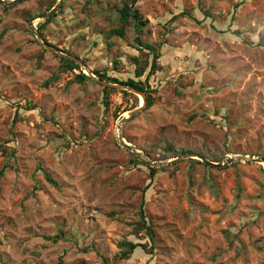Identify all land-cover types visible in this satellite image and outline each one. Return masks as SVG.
I'll list each match as a JSON object with an SVG mask.
<instances>
[{"label": "rangeland", "instance_id": "1", "mask_svg": "<svg viewBox=\"0 0 264 264\" xmlns=\"http://www.w3.org/2000/svg\"><path fill=\"white\" fill-rule=\"evenodd\" d=\"M54 1L0 0V264H264V164L182 157L264 159V0H136L148 24L124 38L134 0H63L41 37L64 54L35 34ZM136 37L163 71L123 124L143 97L94 71L134 78ZM142 206L154 243L123 259Z\"/></svg>", "mask_w": 264, "mask_h": 264}, {"label": "trees", "instance_id": "2", "mask_svg": "<svg viewBox=\"0 0 264 264\" xmlns=\"http://www.w3.org/2000/svg\"><path fill=\"white\" fill-rule=\"evenodd\" d=\"M56 3H57V0L52 2L51 9L56 5ZM118 13H119V22L121 24V27L112 29L109 32L110 38H112L113 36H119L121 38H124L126 34V30L131 26H134L138 32H141L143 27H145L148 24V21H145L143 19V16L140 13L139 9L136 8V0L132 1L131 4L126 3V2L123 3V7L119 9ZM184 15H186L185 12H182L179 15H175L171 18L170 22L173 23L177 20L178 17L184 16ZM56 16L57 15H54L53 17L46 19L44 23L41 24V26H39L38 33L41 36H43L44 27L48 25L49 23H51ZM39 17L41 16H36L34 20ZM134 41H135V44L137 45L136 46L137 50L140 53H143L144 55L147 56L146 60H140V58L134 59V65H135V72H134L135 77L134 78L124 81V80H119L117 78H111L107 74H101L100 71H97V70H95L94 73L103 81H107V82L114 83V84H119V85L125 86L127 88H131L137 92L144 94L145 99H146V107L150 108L154 104L153 95L158 93V86H154L152 84V79L157 78L159 73L163 71V66L160 63L162 55L156 49V47L152 46L151 44H147L143 42L141 38L136 37ZM61 60L63 61L64 63L63 65L65 66L67 70L81 69L80 66L74 60L70 58L61 57ZM76 79L81 84L85 83L88 80H91L82 71L80 74L76 75ZM115 91H116L115 89H112L109 87L104 88L105 105H108V93L115 92ZM124 94L126 96H129V94L126 92H124ZM131 97L138 99L135 95H131ZM167 151L170 152L172 155H174V157H179L184 154L191 153L190 151L175 149L172 145H169L167 147ZM253 156H259V155H253ZM134 161L139 164H144L148 167L150 171L149 178L151 182H153L159 171L155 168L148 166L147 164L141 162L138 159H135ZM47 179L51 184L57 186V183L53 180V178L50 175H47ZM139 216H140V220L136 223V227H137L136 231L138 232L140 230H146L148 242L146 244H135L129 241L120 243L119 247L122 250L121 257L123 259H129L131 255H133L135 251L139 248L143 249L144 251H148V248L150 247V245L152 247V243H154L156 233L152 227L151 222L147 220L146 211L144 209V206H142ZM50 239L53 240L54 242L59 241L58 236L54 238H50Z\"/></svg>", "mask_w": 264, "mask_h": 264}, {"label": "water", "instance_id": "3", "mask_svg": "<svg viewBox=\"0 0 264 264\" xmlns=\"http://www.w3.org/2000/svg\"><path fill=\"white\" fill-rule=\"evenodd\" d=\"M62 2L63 0H59L58 4L56 5L55 8H53L49 13H47L46 15L43 16L44 20L52 17L53 14H55L61 7L62 5ZM36 36L38 37V40L40 43L43 44V46H45L46 48L50 49V50H54L60 54H64L62 53L60 50H57V49H54L53 47H51L49 44L45 43L41 37V35L38 33L37 29H36ZM102 82V81H101ZM109 85V84H108ZM109 86H115V87H119V88H125L124 86L122 85H109ZM128 90L132 91L133 93L135 94H138L140 96L143 97L144 99V104L137 110L131 112L128 114V117L123 121V124L128 121L129 119H131L132 117H134L135 115H137L138 113H140L145 107H146V99H145V95L140 93V92H137L131 88H127ZM121 143L122 145L129 151H134L135 150V147H132L130 146L129 144H127V142L122 138L121 140ZM183 158H194V157H198L200 159H202V161L208 165V166H211L213 168H216V169H220V168H223V167H226V166H230L232 165L235 161H246V162H256V163H261V164H264V159H253V160H249L247 157H244V156H238V157H232V158H226V161L225 162H220V163H215V162H212V161H209L208 159L202 157V156H196V155H193V154H190V155H185V156H182ZM170 164V163H169ZM167 164V165H169ZM152 166H160V167H163L164 164H161V163H154L152 164Z\"/></svg>", "mask_w": 264, "mask_h": 264}]
</instances>
